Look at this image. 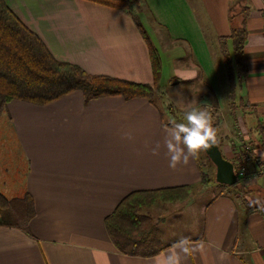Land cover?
Here are the masks:
<instances>
[{"label":"crops","instance_id":"1","mask_svg":"<svg viewBox=\"0 0 264 264\" xmlns=\"http://www.w3.org/2000/svg\"><path fill=\"white\" fill-rule=\"evenodd\" d=\"M239 2L250 8L249 34L246 75L237 84L232 108L219 38L230 34L229 10ZM6 3L57 60L91 75L153 85L149 50L125 11L89 0ZM146 3L152 17L145 15L143 21L161 56L157 93L180 81L200 78L202 105L227 108L218 126L223 155L232 162L244 161L246 174L256 171L257 179L247 183L242 179V191L220 187L208 200L203 194V199L169 218L165 216L173 209L163 206L157 215H148L150 228L162 232L157 246L161 250L151 256L124 254L113 244L105 219L127 195L202 184L196 158L176 169L169 167L165 139L170 138L167 127L172 124L160 106L145 98L122 96L87 101L80 91L45 105L12 100L2 116L6 115L25 163L15 195L28 192L35 214L27 231L0 225V264H157L158 254L181 237H189L196 249L186 264H264V211L260 210L264 174L259 171L264 159L258 156L246 162L241 159L244 153L240 154L245 144L252 154L264 153L259 131L264 127V0ZM184 57L191 64L177 65ZM206 89L216 104H210ZM177 99L185 101L186 96ZM240 130L245 132L244 140ZM3 183L0 177V188ZM250 200L260 204L250 207ZM198 203L203 206L195 208ZM190 213L196 220L167 240L175 221L186 222Z\"/></svg>","mask_w":264,"mask_h":264},{"label":"trees","instance_id":"2","mask_svg":"<svg viewBox=\"0 0 264 264\" xmlns=\"http://www.w3.org/2000/svg\"><path fill=\"white\" fill-rule=\"evenodd\" d=\"M89 1L121 9L132 17L149 50L154 76L153 85L106 75H91L77 65L57 60L43 41L9 8L6 0H0V117L7 103L12 100L45 105L74 91L82 92L87 101L107 96L155 101L157 90L160 88L161 56L143 21L145 15L152 17L146 0ZM249 11L250 8L243 2L231 6L230 34L219 38L223 62L228 71L232 108L237 84H240L246 75L245 48L249 34L247 27ZM259 131L262 137L261 148L264 150V127H260ZM217 143L221 145L220 140ZM241 159H244L242 154ZM196 160L202 184L210 185L199 155ZM233 163L238 174V182L234 188L237 191L245 190L239 171L246 163L244 161ZM191 188V185H184L135 191L127 195L105 219L107 232L115 247L120 252L131 255L151 256L158 253L161 248L154 246L151 239V234L155 230L150 228V217L142 213V210L159 201L183 200ZM4 210L12 216L11 221L2 218ZM34 214V201L28 192L20 191L10 199L0 191V225L27 231Z\"/></svg>","mask_w":264,"mask_h":264},{"label":"rangeland","instance_id":"3","mask_svg":"<svg viewBox=\"0 0 264 264\" xmlns=\"http://www.w3.org/2000/svg\"><path fill=\"white\" fill-rule=\"evenodd\" d=\"M182 60L183 61L177 63V65H181V64L185 65V62L188 65L191 64L190 60L187 57H184V59ZM192 82H194L195 85L191 84ZM198 83H200V78L198 80L186 79V80L180 81L178 84L175 85V87L173 86L172 87L173 90L171 89V87H168V88L163 87L162 88L163 94L161 95L157 94V97L155 98V102L160 106V109L162 110L164 118L167 122H170L171 124L175 122L176 123L184 122V115L188 109V108H184V106L187 105L188 107L203 108L209 111L214 118L213 120L214 127L218 128L219 122H220L219 119H221V116L225 114V112L227 111V108L224 106V104H223V108H220V109H217V107L215 109L210 108V106L204 107L202 105L204 101L200 99V96L202 97L201 93L203 90H202V87L198 86ZM205 91H206L205 94H209L208 98L212 99V102L210 104H216L214 102V96L211 94L212 93L211 90L206 89ZM177 92H178V97L186 96L185 101L183 100L180 102L179 99H177L178 98L176 97ZM189 97L191 99L189 100V102H187ZM198 98L200 99V101L198 100ZM172 100L175 102H173ZM179 105L181 107H179ZM171 116H173L174 118H171ZM6 122H8V120L6 119V115H3L2 117H0V177H2L5 182L3 183V186H1L0 190H2L10 199H12L15 196V193L17 192V190L20 189V186H21L20 179L23 177L25 173V163L21 157V154H20L17 142L14 138L12 129L10 125H8ZM239 135H240V139L242 140L246 138L244 131L240 130ZM218 137H220L219 131H218ZM199 159L202 162V166L204 167L203 168L204 172L207 174V178L209 179L210 185L200 184V186H196L195 188L192 187L185 199L173 201V202H160L159 201L156 204L152 205L151 207L143 209L142 213H146L148 215H151L153 213L152 215L154 214L157 215L158 214L157 211L158 212L162 211L164 207L169 205L173 209V210H170V214L165 216L166 218L167 217L169 218L171 217V215L175 214V211H182V209H185L186 206L192 205L193 202H195V200L197 201L199 198L203 197V194L205 196L203 198H206L208 200L209 198L213 197L214 195L213 191H215L216 193L217 188L234 187V185L216 186V185H221V184L215 182V171L216 170H215L214 164L209 160V158L206 156L204 151H201L199 153ZM202 206L203 204L198 203L197 205H195V208L196 207L200 208ZM2 218L8 221L12 220V216L7 210L3 211ZM185 220L186 222H181V219L180 220L177 219L175 221V223L171 226V232L169 233L168 236L166 235L167 240L168 239L171 240V238H173L174 236L173 234L175 231L179 232L182 229L184 230L185 229L184 226L185 225L188 226V224H191V221L194 222L196 220V217L195 215H193V213H190L188 215L186 214ZM153 224H156L155 221H153ZM168 227L169 226H166L165 229H167ZM161 234L162 232L160 233V231H154V233L151 234V239H153L154 246H160L158 239L160 238Z\"/></svg>","mask_w":264,"mask_h":264},{"label":"clouds","instance_id":"4","mask_svg":"<svg viewBox=\"0 0 264 264\" xmlns=\"http://www.w3.org/2000/svg\"><path fill=\"white\" fill-rule=\"evenodd\" d=\"M212 114L203 108L189 107L184 115V122L172 123L168 128L170 138L165 139V147L169 155V167L176 169L178 165H187L190 158H198L201 151L210 150L218 142V128L213 125ZM253 158L264 153L253 152ZM260 201H249L255 207ZM264 211V205L260 208ZM196 249L189 237H181L167 250L158 254L157 264H186L189 256Z\"/></svg>","mask_w":264,"mask_h":264},{"label":"water","instance_id":"5","mask_svg":"<svg viewBox=\"0 0 264 264\" xmlns=\"http://www.w3.org/2000/svg\"><path fill=\"white\" fill-rule=\"evenodd\" d=\"M204 152L215 166V181L217 183L232 186L238 182L234 163L225 158L218 143Z\"/></svg>","mask_w":264,"mask_h":264},{"label":"built area","instance_id":"6","mask_svg":"<svg viewBox=\"0 0 264 264\" xmlns=\"http://www.w3.org/2000/svg\"><path fill=\"white\" fill-rule=\"evenodd\" d=\"M244 146H243V153H244L245 161L246 162H252L253 160H256V158L255 159L253 158V155L251 152L252 149H251L250 145L247 144ZM259 171H260V173L264 174V168H260ZM258 174L259 173L255 171L253 174L247 175L245 167L240 168V171H239V175H240L241 180L243 179L246 183L251 182V180H253V179H257Z\"/></svg>","mask_w":264,"mask_h":264}]
</instances>
